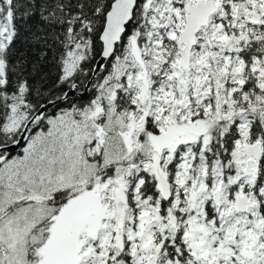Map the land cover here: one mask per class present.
Here are the masks:
<instances>
[{"label": "snow or ice", "instance_id": "obj_1", "mask_svg": "<svg viewBox=\"0 0 264 264\" xmlns=\"http://www.w3.org/2000/svg\"><path fill=\"white\" fill-rule=\"evenodd\" d=\"M0 264H264V0H0Z\"/></svg>", "mask_w": 264, "mask_h": 264}]
</instances>
